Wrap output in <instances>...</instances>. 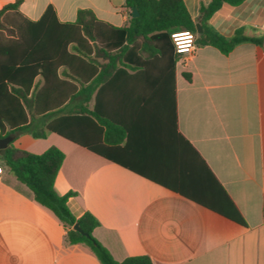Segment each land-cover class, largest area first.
<instances>
[{"label":"crops","instance_id":"0c3cea01","mask_svg":"<svg viewBox=\"0 0 264 264\" xmlns=\"http://www.w3.org/2000/svg\"><path fill=\"white\" fill-rule=\"evenodd\" d=\"M15 0H0V9ZM183 0L195 21L201 4ZM124 0H22L3 17L61 23L90 10L101 30L127 24ZM16 19V20H14ZM220 35L264 37V0L222 4L208 21ZM106 26V27H105ZM122 67L89 102L80 140L22 133L15 148L64 158L55 191L72 192L75 218L91 214L93 237L112 258L146 255L153 264H264V47L245 42L228 54L197 46L174 65L159 58ZM183 74L189 77L187 80ZM236 211L244 225L223 216ZM11 175L0 176V264H100Z\"/></svg>","mask_w":264,"mask_h":264},{"label":"trees","instance_id":"16d2710c","mask_svg":"<svg viewBox=\"0 0 264 264\" xmlns=\"http://www.w3.org/2000/svg\"><path fill=\"white\" fill-rule=\"evenodd\" d=\"M243 1L210 0L200 5L193 21L183 0H124L127 24L107 30L99 29L94 14L87 9L78 10L75 20L68 23L59 22L47 9L37 21L22 18L9 24L3 19L5 12L16 11L22 0L4 5L0 9V31L6 35L0 37V139L10 136L14 140L22 133L45 138L52 132L92 150L80 140L79 129L82 121L96 114L89 109L96 88L120 68L135 70L150 58L169 61L172 68L181 57L172 33L189 31L195 35V45H209L223 54L245 42L264 47L263 36L249 37L236 31L224 37L208 23L222 4L236 6ZM133 7L137 17H131ZM183 76L189 80L186 74ZM63 158L54 146L34 154L10 142L0 150L3 172L14 177L35 202L57 218L65 229L66 243L85 245L100 264H153L146 255L114 260L92 235L97 220L87 212L79 218L71 214L67 199L73 193L60 195L54 188ZM219 213L244 225L237 211L233 216ZM75 222L87 237L72 230Z\"/></svg>","mask_w":264,"mask_h":264},{"label":"built area","instance_id":"2783aa9c","mask_svg":"<svg viewBox=\"0 0 264 264\" xmlns=\"http://www.w3.org/2000/svg\"><path fill=\"white\" fill-rule=\"evenodd\" d=\"M172 42L175 50L181 54H189L195 48V35L189 31L175 32L171 34ZM3 174V169L0 166V176Z\"/></svg>","mask_w":264,"mask_h":264},{"label":"water","instance_id":"95a60500","mask_svg":"<svg viewBox=\"0 0 264 264\" xmlns=\"http://www.w3.org/2000/svg\"><path fill=\"white\" fill-rule=\"evenodd\" d=\"M138 16V12L136 10V8H132L131 9V17H137ZM196 28H197V32L200 33L201 32V28L198 24H196ZM12 141V137L7 136L5 138L0 139V150L5 149L8 145V143H10ZM72 230L76 231L78 233H80L81 235L87 237L88 234L86 232H84L80 227H79V223L75 222L74 225L72 226Z\"/></svg>","mask_w":264,"mask_h":264},{"label":"rangeland","instance_id":"374dc122","mask_svg":"<svg viewBox=\"0 0 264 264\" xmlns=\"http://www.w3.org/2000/svg\"><path fill=\"white\" fill-rule=\"evenodd\" d=\"M3 19H4L5 22L9 23V22H8L9 19H8L7 17H3ZM14 20H16V19H14ZM5 36H6V35H5V32H4V31H0V37H5Z\"/></svg>","mask_w":264,"mask_h":264}]
</instances>
